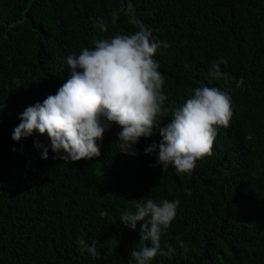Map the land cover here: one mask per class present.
<instances>
[{
  "label": "trees",
  "instance_id": "16d2710c",
  "mask_svg": "<svg viewBox=\"0 0 264 264\" xmlns=\"http://www.w3.org/2000/svg\"><path fill=\"white\" fill-rule=\"evenodd\" d=\"M97 18L106 32L93 27ZM133 18L170 45L154 57L170 110L196 88L229 92L233 116L212 155L191 175L163 170L144 154L159 144L158 129L129 156L118 150L115 125L98 142L99 157L75 162L51 150L41 159L34 144L50 146L46 135L14 142L23 111L69 78L67 56L133 33ZM221 57L228 63L214 78ZM145 197L180 202L161 237L162 248L177 251L153 264H264V0H0V264H135L140 225L127 228L120 213ZM81 239L95 241L96 254L82 252Z\"/></svg>",
  "mask_w": 264,
  "mask_h": 264
},
{
  "label": "clouds",
  "instance_id": "9594fccd",
  "mask_svg": "<svg viewBox=\"0 0 264 264\" xmlns=\"http://www.w3.org/2000/svg\"><path fill=\"white\" fill-rule=\"evenodd\" d=\"M117 19L118 12L113 11L112 23ZM133 23L137 30L131 34L96 39L93 48L68 55L69 78L55 95L23 111L13 141L19 143L34 133L46 135L50 146L34 144L41 150V159H48L51 150L53 158L75 162L99 157L98 142L115 125L119 128L118 150L129 156L137 155L134 146L141 138L152 137L158 129L159 144L148 145L144 154L155 156L163 170L171 166L177 174L191 175L198 160L211 156L218 130L227 128L233 116L229 92L217 87L196 88L181 106L170 110L162 87L164 76L154 59L161 46L167 49L170 45L154 38L152 29L142 22L133 18ZM93 27L106 32L108 25L97 18ZM227 63L221 57L210 75L222 77L221 65ZM169 111V122L159 127ZM131 203L132 208L121 210L120 221L133 231L140 225L141 246L130 252L135 264H153L157 256L174 255L176 247L162 248L161 237L177 216L179 200L157 203L145 197ZM77 243L82 252L96 254L95 241L81 239ZM178 243L184 247L182 241Z\"/></svg>",
  "mask_w": 264,
  "mask_h": 264
}]
</instances>
